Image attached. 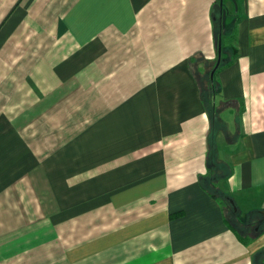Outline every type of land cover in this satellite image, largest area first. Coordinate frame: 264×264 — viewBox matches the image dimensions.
Returning <instances> with one entry per match:
<instances>
[{
	"label": "crops",
	"instance_id": "1",
	"mask_svg": "<svg viewBox=\"0 0 264 264\" xmlns=\"http://www.w3.org/2000/svg\"><path fill=\"white\" fill-rule=\"evenodd\" d=\"M214 3L0 0V264H253L264 0L225 2L235 56L211 123L189 58L217 59ZM209 144L246 244L200 187Z\"/></svg>",
	"mask_w": 264,
	"mask_h": 264
},
{
	"label": "trees",
	"instance_id": "2",
	"mask_svg": "<svg viewBox=\"0 0 264 264\" xmlns=\"http://www.w3.org/2000/svg\"><path fill=\"white\" fill-rule=\"evenodd\" d=\"M230 2L232 3L233 7H235L237 4V0H230ZM226 13L227 12L225 9L224 1L222 0V2L220 3V0H215L211 11V21L213 41L216 51H218V47H220V62L217 68L214 70L213 75L215 74V72H217V70L228 65L235 56V49L232 46L227 49L226 46H223L222 44L224 38L232 36L236 22V13H232L231 19L227 18ZM198 60H201L200 56L189 58V63L190 65H193V62L196 63V61ZM215 62L216 60L212 61L211 63L205 64L204 67L206 68V71L202 75H199L197 71H194L195 78L199 86L201 102L203 104L205 112L209 117V120H211V123L212 121H215L217 113V110L213 103V98L219 92L220 88L219 83L214 79V76L210 78V72L213 69ZM214 154L215 147L212 144H209L206 159V173L199 179V184L200 187L209 196L215 198L219 202L222 210L226 211L229 209L232 213L234 211L232 209V205L229 202L230 198L217 187L218 180L221 177L224 178V176H228L229 170L226 165H222L216 162ZM171 216L173 217L174 215ZM226 222L228 223L230 228L234 227L228 221ZM263 229L264 227L260 228L258 232H261ZM258 234L259 233H254L252 236H247L237 233V237L242 243L246 244L253 238H255ZM252 261L253 264H264V247L252 255Z\"/></svg>",
	"mask_w": 264,
	"mask_h": 264
},
{
	"label": "rangeland",
	"instance_id": "3",
	"mask_svg": "<svg viewBox=\"0 0 264 264\" xmlns=\"http://www.w3.org/2000/svg\"><path fill=\"white\" fill-rule=\"evenodd\" d=\"M223 1H224V5H225V2L227 0H223ZM225 9L227 12L226 13L227 18L231 19L232 13L230 11L232 9L230 8V6H228V8L225 6ZM199 63H200V61H199ZM193 66L195 68V71H197V73L199 75H202L206 71V68L203 66V62L200 63V68H198V69L196 68L195 62H193ZM223 215L225 217V220L228 221L232 226H234L237 229L238 233H240L242 235H247V236H252L254 234L255 227H249V226L247 227L245 225L246 219L244 220V215H241V214L239 215V213H234V212L231 213L229 209L226 211L223 210ZM256 216H258V215L256 214ZM257 219L252 218L251 221L253 222V220H254L253 223L257 222L258 227L261 225L264 226V214H263V218H262L263 220L262 221H260V219H261L260 217H257ZM259 222H260V224H259ZM257 224H255V226H257ZM258 227H257V230H258ZM259 229H260V227H259Z\"/></svg>",
	"mask_w": 264,
	"mask_h": 264
},
{
	"label": "water",
	"instance_id": "4",
	"mask_svg": "<svg viewBox=\"0 0 264 264\" xmlns=\"http://www.w3.org/2000/svg\"><path fill=\"white\" fill-rule=\"evenodd\" d=\"M222 2V0H220V3ZM219 62H220V47H218V51H217V59H216V62H215V65L213 67V69L211 70L210 72V78H212L213 76V73H214V70L217 68V66L219 65ZM230 204L232 205V208H233V211L235 212L236 211V208L235 206L233 205V202L230 200L229 201ZM261 214L263 215L264 214V211L261 212Z\"/></svg>",
	"mask_w": 264,
	"mask_h": 264
},
{
	"label": "flooded vegetation",
	"instance_id": "5",
	"mask_svg": "<svg viewBox=\"0 0 264 264\" xmlns=\"http://www.w3.org/2000/svg\"><path fill=\"white\" fill-rule=\"evenodd\" d=\"M263 219H260V221H262ZM259 224H260V222H259ZM263 226V225H262ZM260 227V226H259ZM259 230V229H258Z\"/></svg>",
	"mask_w": 264,
	"mask_h": 264
}]
</instances>
